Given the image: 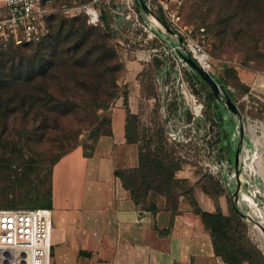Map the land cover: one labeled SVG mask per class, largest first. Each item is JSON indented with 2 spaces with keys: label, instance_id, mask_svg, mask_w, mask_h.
Returning a JSON list of instances; mask_svg holds the SVG:
<instances>
[{
  "label": "rangeland",
  "instance_id": "374dc122",
  "mask_svg": "<svg viewBox=\"0 0 264 264\" xmlns=\"http://www.w3.org/2000/svg\"><path fill=\"white\" fill-rule=\"evenodd\" d=\"M235 1L185 0L179 10L182 32L174 36L158 27L153 12L142 11L136 0L139 21L147 30L125 18L123 0H56L57 8L93 4L99 10L96 26L87 23L84 13L66 17L60 10L48 25L51 33L62 21L66 27L76 24L107 31L116 53L113 64L121 70L103 72L102 78L115 81L116 97L104 109L82 105L64 122L63 140L61 132L42 130L38 121L23 123L19 112L9 115L6 129L0 125V209L19 208L24 199L35 203L29 192L35 187L45 193L52 162L75 147L91 146L108 128L110 114L119 104L127 112V139L135 144L138 158V166L120 171V177L138 189L139 205L152 207L147 199L151 194L162 198L168 209H177L179 199L198 208L193 193L201 190L216 201L220 212L217 199L225 195L228 221L225 238H215L219 248L236 260L245 259L238 250H255L264 259L259 226L264 227V176L256 163L264 172V143L257 144L249 129L256 127L264 141V22L257 10L252 14L260 18L257 24L250 16L242 17V11L230 8L229 2ZM188 44L206 55L207 71L238 115L181 59L177 46ZM41 46V56L36 54V42L2 51L0 60L7 63V71L1 72L16 76L20 69L46 65L53 58V47L49 39ZM72 92L74 98L67 100L76 104L88 98L83 90ZM124 95L126 106L121 104ZM141 175L153 188L146 195Z\"/></svg>",
  "mask_w": 264,
  "mask_h": 264
},
{
  "label": "crops",
  "instance_id": "0c3cea01",
  "mask_svg": "<svg viewBox=\"0 0 264 264\" xmlns=\"http://www.w3.org/2000/svg\"><path fill=\"white\" fill-rule=\"evenodd\" d=\"M53 7L62 6L53 0ZM118 105L110 133L94 141L90 156L78 146L51 168L50 264H227L189 203L179 199L173 212L150 194L152 207L135 204L120 171L136 168L138 158L127 139V112ZM259 171L264 176L262 165ZM193 199L201 211L216 213V201L203 191ZM217 202L225 216L226 196Z\"/></svg>",
  "mask_w": 264,
  "mask_h": 264
},
{
  "label": "trees",
  "instance_id": "16d2710c",
  "mask_svg": "<svg viewBox=\"0 0 264 264\" xmlns=\"http://www.w3.org/2000/svg\"><path fill=\"white\" fill-rule=\"evenodd\" d=\"M254 3L257 4L256 9ZM229 5L231 6L230 8L235 9L234 11H242V17L250 16L253 24H257L260 21V18L252 17L254 11L257 10V12L261 13L262 21L264 22V0H237L229 2ZM51 17L47 20L49 32L36 42V44H39L36 54L37 56H41L42 43L48 39L51 41L53 58L46 65H40L37 68L29 66L23 68V70L20 69L16 76H9L8 72H1L7 71V63L3 59L0 60V125L6 129L9 115L16 111L19 112V118L22 119L23 123H26L29 119L38 121V126L42 130L55 133L61 132L59 140H63V136L66 134L64 133L66 132L63 127L64 122L76 114L82 105H93L96 110H99L104 109L107 106V102L111 99H115L117 85L114 80L110 81V83L103 81L102 73L120 71L121 66L117 63L113 64L116 53L108 43L109 36L107 35V31H102L95 27L87 29L83 25L76 24L66 27L65 21H62L56 27L55 33H51L50 25H48ZM222 23H224V20ZM26 45H30V43L21 46ZM11 48L16 47H9L7 49ZM7 49L5 50L7 51ZM2 51L4 50H0V55ZM13 69L15 68L11 70ZM74 88L76 90H83L86 97H88L81 104L67 100V98H74L75 94L72 92ZM61 96L65 98L64 101L59 100ZM126 102L127 98L124 95L123 104L125 106ZM109 133L110 121L108 128L102 129L94 138V141L100 135H108ZM92 150L93 144L86 148V150H83V154L90 156ZM67 152L59 155L52 162V166ZM50 176L51 171L49 173V186L45 193L35 190V187H33L29 195L35 203H31V199H24L19 203V208L34 209L50 207ZM121 180L124 187L130 191L135 204L141 203L142 199L138 193V189L131 182ZM159 183L163 184L162 182ZM141 185L144 186L142 187L144 195L150 189H153L148 184L144 175H141ZM170 210L176 211L175 206ZM193 211L201 217L206 229L209 230L215 254L220 256L224 262L227 264H241L242 262H247L248 264L264 263L263 257L255 250H238V253L244 255L245 259L236 260L231 256V252L225 253L219 248L215 238H225L227 216H224L221 212L209 213L201 211L198 208H193Z\"/></svg>",
  "mask_w": 264,
  "mask_h": 264
},
{
  "label": "built area",
  "instance_id": "2783aa9c",
  "mask_svg": "<svg viewBox=\"0 0 264 264\" xmlns=\"http://www.w3.org/2000/svg\"><path fill=\"white\" fill-rule=\"evenodd\" d=\"M134 1L123 0L126 8L125 18L130 19L133 26L139 25L147 30V26L139 21ZM143 1L153 12V15H150L158 27L169 28L174 36L181 35L179 10L185 0ZM57 11L59 10L53 7V0H0V50L42 39L48 32V18ZM60 12L66 17L84 13L88 24L94 26L100 24V12L93 4L62 6ZM149 37L153 35L150 33ZM177 48L179 51L185 49L198 60L197 45L188 44L184 48L178 45ZM201 66L207 71L208 65ZM50 230L49 208H1L0 264H50Z\"/></svg>",
  "mask_w": 264,
  "mask_h": 264
},
{
  "label": "water",
  "instance_id": "95a60500",
  "mask_svg": "<svg viewBox=\"0 0 264 264\" xmlns=\"http://www.w3.org/2000/svg\"><path fill=\"white\" fill-rule=\"evenodd\" d=\"M138 6L141 8L142 11L144 12H149V9L147 7V5L144 3L143 0H136ZM166 32L173 34V32L169 29L166 28L165 29ZM179 39V38H178ZM179 41L181 42V39H179ZM180 56L181 59L188 64V66H190L199 76L200 78L211 88L212 92L214 94H217L218 92L221 93V96L223 98H225V102L224 105L228 108L229 111H231L233 114L238 115L237 110L235 105L229 100V98L227 97L226 92H224L216 83V81L213 79V77L211 76V74L204 70L203 67L201 66V64L199 63V61L194 58L189 52H187L185 49L180 51ZM263 238H264V227L261 226V224H259Z\"/></svg>",
  "mask_w": 264,
  "mask_h": 264
},
{
  "label": "bare ground",
  "instance_id": "6f19581e",
  "mask_svg": "<svg viewBox=\"0 0 264 264\" xmlns=\"http://www.w3.org/2000/svg\"><path fill=\"white\" fill-rule=\"evenodd\" d=\"M196 57L198 58L200 63L205 67V65L207 63L206 55L205 54H201V53L200 54L196 53ZM249 129L251 130V132L255 136V140H256L257 144L263 145V143H264L263 138L258 135L256 127L250 125ZM256 163L259 166V163L257 161H256ZM259 168H260V166H259Z\"/></svg>",
  "mask_w": 264,
  "mask_h": 264
}]
</instances>
